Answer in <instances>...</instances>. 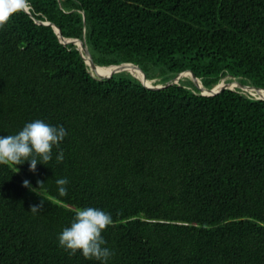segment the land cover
I'll return each mask as SVG.
<instances>
[{
  "label": "trees",
  "instance_id": "obj_1",
  "mask_svg": "<svg viewBox=\"0 0 264 264\" xmlns=\"http://www.w3.org/2000/svg\"><path fill=\"white\" fill-rule=\"evenodd\" d=\"M27 3L0 28V136L35 120L68 134L35 172L0 164V264H101L59 245L88 207L111 214L107 264H264V100L203 96L190 79L100 80L55 31L97 66L131 63L155 85L190 72L207 89L233 77L264 90V0ZM24 180L45 184L38 194Z\"/></svg>",
  "mask_w": 264,
  "mask_h": 264
},
{
  "label": "clouds",
  "instance_id": "obj_2",
  "mask_svg": "<svg viewBox=\"0 0 264 264\" xmlns=\"http://www.w3.org/2000/svg\"><path fill=\"white\" fill-rule=\"evenodd\" d=\"M28 7L27 0H0V28L8 23L10 18ZM65 128L46 124L42 120L27 123L15 135L0 136V164L17 166L30 162V171L35 172L38 163L47 165L53 158V148H59L67 136ZM64 153L61 150L56 156L57 162H63ZM19 169L16 167V172ZM39 189L45 184L37 181ZM67 178L56 180L58 192L61 196L67 195ZM23 186L33 192L39 189L32 188L30 181L24 180ZM43 208V201L39 205H31L30 212L36 214ZM113 224L110 213L97 208L78 210L70 227L63 229L59 235V245L70 255L82 252L86 259H95L101 264H107L114 253L106 247V240L102 232Z\"/></svg>",
  "mask_w": 264,
  "mask_h": 264
},
{
  "label": "water",
  "instance_id": "obj_3",
  "mask_svg": "<svg viewBox=\"0 0 264 264\" xmlns=\"http://www.w3.org/2000/svg\"><path fill=\"white\" fill-rule=\"evenodd\" d=\"M25 11L29 13V7H27V9ZM55 31L58 34V37L61 39V42H63V43L71 42V43L75 44L78 47V49L83 54V56H84V58L86 60V63L90 67L91 73L98 72L100 68H113L112 72H109L106 75L101 74V76L98 77L100 80L109 79L115 74L122 73V72H128L129 68H134V69L138 70L141 73V76H133L131 73L130 74L133 77L137 78L140 82H142L146 87H148L149 89H153V90H160V89H165V88H167L169 86H172V85H179L180 82L182 80H184L185 77H187L190 80H192L198 86V88L201 91V95H203V96H212V95H215L216 93H218V92H220L222 90H225V89L233 90V89H236V88H240L242 90L251 89V90H254L256 92H260V93L264 94V90H261L259 88L252 87V86H245V85H243V84H241L240 82H237V81L234 82V86L233 87L230 84L223 85L220 82L213 89H207L202 84L201 79L195 77L190 72H183V73L178 74L171 82H169V83H167L165 85L164 84L155 85V84H153V82L155 80H153V81L148 80L146 78L145 74L143 73V71L137 65H134V64H131V63H124V64H121V65L109 66V67L97 66L92 61V58H91V55H90V51H89V49H88V47L86 45H83L81 42H79L77 40H74V39H64V38H62V36H61V34H60V32H59V30L57 28H55ZM230 78L235 80V78H233V77H230ZM149 82H151V84H149ZM257 99L264 100V96H261V97L259 96V97H257Z\"/></svg>",
  "mask_w": 264,
  "mask_h": 264
},
{
  "label": "bare ground",
  "instance_id": "obj_4",
  "mask_svg": "<svg viewBox=\"0 0 264 264\" xmlns=\"http://www.w3.org/2000/svg\"><path fill=\"white\" fill-rule=\"evenodd\" d=\"M100 70H102V71H104L105 72V74H103V75H106L107 73H109V72H112V70H113V68H100ZM128 73H131L133 76H141V73L138 71V70H136V69H134V68H129L128 69ZM184 79H187V77H185ZM223 85H225V84H227V83H225L224 82V80L221 82ZM149 84H151V82H149ZM233 85H232V87L234 86V83H232ZM249 90H251V89H249ZM252 92H254V93H257L256 95H258V96H264V94H262V93H260V92H256V91H254V90H251ZM255 95V94H254Z\"/></svg>",
  "mask_w": 264,
  "mask_h": 264
},
{
  "label": "rangeland",
  "instance_id": "obj_5",
  "mask_svg": "<svg viewBox=\"0 0 264 264\" xmlns=\"http://www.w3.org/2000/svg\"><path fill=\"white\" fill-rule=\"evenodd\" d=\"M104 74H105V73H104ZM93 75L96 76L94 73H93ZM187 79H189V78H187ZM184 80H186V79H184ZM223 80H224V82L227 83V84H228V82H230V81H231V82H236V81L239 82L238 80H236V79L233 80V79L230 78V77H226V78H224ZM223 80H222V81H223ZM158 81H159V79H156V80L153 82V84L157 83ZM222 81H221V82H222ZM231 86H232V85H231ZM233 90H234V89H233ZM242 92H243L244 94L250 95V96H252V97H254V98L259 97L258 95H256V93L252 92L251 90H243ZM254 94H255V95H254Z\"/></svg>",
  "mask_w": 264,
  "mask_h": 264
}]
</instances>
